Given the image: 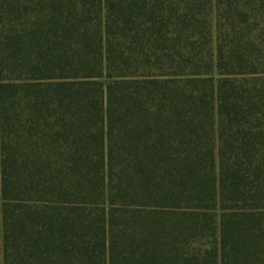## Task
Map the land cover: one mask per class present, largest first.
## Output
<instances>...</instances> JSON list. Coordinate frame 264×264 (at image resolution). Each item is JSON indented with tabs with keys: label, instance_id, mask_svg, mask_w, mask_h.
<instances>
[{
	"label": "trees",
	"instance_id": "obj_1",
	"mask_svg": "<svg viewBox=\"0 0 264 264\" xmlns=\"http://www.w3.org/2000/svg\"><path fill=\"white\" fill-rule=\"evenodd\" d=\"M0 264H264V0H0Z\"/></svg>",
	"mask_w": 264,
	"mask_h": 264
},
{
	"label": "rangeland",
	"instance_id": "obj_2",
	"mask_svg": "<svg viewBox=\"0 0 264 264\" xmlns=\"http://www.w3.org/2000/svg\"><path fill=\"white\" fill-rule=\"evenodd\" d=\"M211 9V19H214V12H213V5L210 7ZM214 37H215V30H214V26H213V21H212V27H211V46L213 48L214 46Z\"/></svg>",
	"mask_w": 264,
	"mask_h": 264
}]
</instances>
